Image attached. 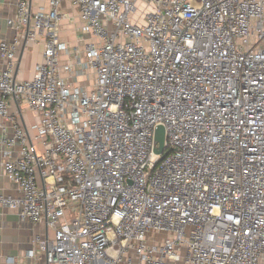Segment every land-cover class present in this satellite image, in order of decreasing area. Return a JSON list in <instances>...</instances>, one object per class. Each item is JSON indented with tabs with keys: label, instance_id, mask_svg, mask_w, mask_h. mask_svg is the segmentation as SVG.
Returning <instances> with one entry per match:
<instances>
[{
	"label": "built area",
	"instance_id": "1",
	"mask_svg": "<svg viewBox=\"0 0 264 264\" xmlns=\"http://www.w3.org/2000/svg\"><path fill=\"white\" fill-rule=\"evenodd\" d=\"M33 1L0 43L1 165L19 193L0 208L53 232L28 257L264 264V0H69L93 90L61 74L60 55H80L60 38L63 0ZM23 41L44 47L30 81L14 75ZM12 102L38 115L34 135ZM159 126L177 149L164 158Z\"/></svg>",
	"mask_w": 264,
	"mask_h": 264
},
{
	"label": "crops",
	"instance_id": "2",
	"mask_svg": "<svg viewBox=\"0 0 264 264\" xmlns=\"http://www.w3.org/2000/svg\"><path fill=\"white\" fill-rule=\"evenodd\" d=\"M51 0H34V11H49ZM17 0H0V41L12 40L14 32L8 26V19L13 17L16 11ZM62 12L67 18L59 28L60 38L71 47H77L80 55L62 53L60 55L61 74L74 86L93 90L96 78L90 70H82L78 67L79 59H84V46L91 41L90 36H82L80 32V12L72 6L69 0H63ZM44 47L42 44L27 43L19 44L14 75L18 81H30L34 78L38 64L43 61ZM73 66L68 69V66ZM5 69V62L0 57V72ZM12 114H18L21 124L27 128L31 135L35 134V126L38 122V115L28 109L24 103L12 102L10 107ZM18 151H14L11 158L18 157ZM4 153L0 148V195L17 198L19 193L16 185L5 175L2 168ZM49 235L52 237V230H47L44 223H33L23 220L19 211L0 208V264H36V259L28 257V253L34 249V238L36 236ZM11 260V261H9ZM41 263L44 262L40 258Z\"/></svg>",
	"mask_w": 264,
	"mask_h": 264
},
{
	"label": "water",
	"instance_id": "3",
	"mask_svg": "<svg viewBox=\"0 0 264 264\" xmlns=\"http://www.w3.org/2000/svg\"><path fill=\"white\" fill-rule=\"evenodd\" d=\"M155 140L158 144L155 153L159 155L163 154V158L167 156L170 152L177 151V149L171 148L167 152H165L166 133L165 128L163 126H159L157 128Z\"/></svg>",
	"mask_w": 264,
	"mask_h": 264
},
{
	"label": "rangeland",
	"instance_id": "4",
	"mask_svg": "<svg viewBox=\"0 0 264 264\" xmlns=\"http://www.w3.org/2000/svg\"><path fill=\"white\" fill-rule=\"evenodd\" d=\"M10 28V27H9ZM10 30H12L11 28H10ZM13 31V30H12ZM14 32V31H13ZM14 34H15V36H16V33L14 32ZM15 36H14V38H15ZM14 38L12 39V40H4V41H8L9 43H11V42H13V40H14ZM2 41H0V43H1ZM88 72H92V71H88Z\"/></svg>",
	"mask_w": 264,
	"mask_h": 264
}]
</instances>
